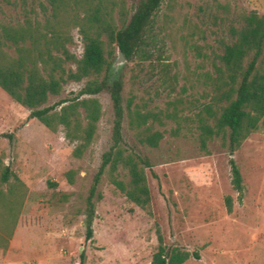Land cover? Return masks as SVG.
I'll return each instance as SVG.
<instances>
[{"label": "rangeland", "instance_id": "rangeland-1", "mask_svg": "<svg viewBox=\"0 0 264 264\" xmlns=\"http://www.w3.org/2000/svg\"><path fill=\"white\" fill-rule=\"evenodd\" d=\"M128 17L140 0H122ZM38 0H0V25H16ZM264 15V0H162L153 21L150 57H134L116 73L123 82L124 105L174 114L154 122L164 132L157 148L140 145L123 121L127 147L147 158L148 208L129 202L103 178L95 204L93 239L84 240V201L101 155L111 145L112 104L108 92L95 96L102 115L96 136L81 159L62 129L47 130L28 109L0 89V153L26 186L23 206L0 264H150L157 231L166 246L198 252L183 264H264V131L250 134L233 154L242 176L241 201L231 186L229 154L220 139L202 153L194 135L195 114L210 100L212 62L229 41V28L240 15ZM68 46L76 58L83 50L77 29ZM110 63L116 59L115 43ZM157 54H161L156 59ZM165 65V69L162 66ZM84 81L68 82L46 105L73 98ZM12 131L14 143L2 137ZM4 142L3 145H1ZM2 146V147H1ZM74 170V183L65 173ZM120 177L128 181L126 171ZM231 200L227 212L225 199Z\"/></svg>", "mask_w": 264, "mask_h": 264}, {"label": "trees", "instance_id": "trees-1", "mask_svg": "<svg viewBox=\"0 0 264 264\" xmlns=\"http://www.w3.org/2000/svg\"><path fill=\"white\" fill-rule=\"evenodd\" d=\"M162 0H140L128 17L122 0H38L39 13L30 9L21 24L0 25V89L21 107L28 109L26 121L36 119L47 130L62 129L64 139L73 145L72 156L81 159L92 144L101 118V104L95 97L108 92L113 112L111 145L101 155L84 201V240L93 239L95 204L103 178L125 198L141 209L148 208L150 192L145 169L149 160L126 146L123 121L142 146L157 148L164 136L153 123L173 119L161 111L142 112L124 105L122 79L112 69L113 51L102 40L115 43L126 61L150 57L148 47L155 44L153 21ZM72 29H77L83 50L76 58L68 48ZM161 54H157L159 62ZM165 69V65L162 66ZM210 100L196 114L194 135L199 150L208 155V143L220 139L227 146L231 186L240 202L244 186L233 154L252 133L264 131V15H240L229 28V41L222 45L212 62ZM84 81L73 98L46 105L57 97L68 82ZM9 143L12 134H2ZM126 171L128 181L120 177ZM74 170L65 173L74 183ZM156 177V176H155ZM26 186L9 165L0 160V251L8 248ZM227 212L231 200L225 199ZM157 249L150 264H183L199 260L197 251L166 246L157 231ZM83 264L84 252L79 254Z\"/></svg>", "mask_w": 264, "mask_h": 264}, {"label": "water", "instance_id": "water-1", "mask_svg": "<svg viewBox=\"0 0 264 264\" xmlns=\"http://www.w3.org/2000/svg\"><path fill=\"white\" fill-rule=\"evenodd\" d=\"M125 62V58L121 52V50L117 47L116 49V59L112 65V69L114 70V72H118V70L123 66Z\"/></svg>", "mask_w": 264, "mask_h": 264}, {"label": "crops", "instance_id": "crops-1", "mask_svg": "<svg viewBox=\"0 0 264 264\" xmlns=\"http://www.w3.org/2000/svg\"><path fill=\"white\" fill-rule=\"evenodd\" d=\"M5 93V92H4ZM6 94V93H5ZM7 95V94H6ZM8 96V95H7ZM9 97V96H8ZM11 99V98H10ZM12 100V99H11ZM7 134H12V131L11 132H8ZM15 137H16V135L15 136H13V139H12V142H11V144H15L14 143V139H15ZM4 138V137H3ZM6 139V138H5ZM4 144V142L1 144V145H3ZM2 147V146H1ZM0 160L2 161V163L4 164V165H7V164H5V157H2V155H1V153H0Z\"/></svg>", "mask_w": 264, "mask_h": 264}]
</instances>
